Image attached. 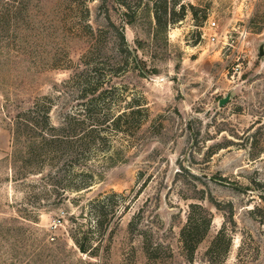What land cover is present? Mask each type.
<instances>
[{
	"label": "rangeland",
	"instance_id": "374dc122",
	"mask_svg": "<svg viewBox=\"0 0 264 264\" xmlns=\"http://www.w3.org/2000/svg\"><path fill=\"white\" fill-rule=\"evenodd\" d=\"M121 1L0 0V264H264V0H184L182 21L167 0V27L158 0ZM95 65L104 110L91 109L104 114L77 116L90 149L29 156L18 116L41 102L63 126L92 99ZM124 112L120 130L102 119ZM113 192L128 209L110 251L83 256L71 235ZM191 204L213 217L192 262L180 239ZM145 234L163 245L154 258Z\"/></svg>",
	"mask_w": 264,
	"mask_h": 264
},
{
	"label": "trees",
	"instance_id": "16d2710c",
	"mask_svg": "<svg viewBox=\"0 0 264 264\" xmlns=\"http://www.w3.org/2000/svg\"><path fill=\"white\" fill-rule=\"evenodd\" d=\"M113 1L122 6H127L126 3H122L121 0ZM183 1L184 0H173V5L176 8L179 7L182 11L178 21H182L186 17L187 8ZM160 2H164L162 7H158ZM155 6V20L159 27H167L168 25L176 23L174 18L167 19V0H158L155 3ZM121 40L124 43L126 42V37L123 33L121 34ZM129 54L131 53L129 52ZM92 72H94V77L97 76V79L91 77V79L84 78L85 85H83V88L93 86L92 91H84L83 89L84 98H87L88 94H90L93 96L92 99L88 100L87 103H83L78 113L69 116L63 126L55 127L51 123V107L41 102L35 103L31 109L24 111V113L18 116V137L23 136L30 139L29 150H31V153L27 152L29 156L43 158L45 161H58L59 163L64 155H69L73 161L83 157L84 152L86 153L88 151L87 149H90L89 146L92 145L85 144L84 142L86 137H83V119L80 118L77 120V116L81 115V117H83L84 113L86 117L91 118V115L96 113L94 115L99 116L96 118L98 120L102 117L101 115L104 114L100 113L104 110L103 108L100 110L98 109L99 106H101V102L104 100L103 95L105 94L104 91H101L103 87L96 84L99 80V66L95 65ZM140 107L143 106L141 105ZM91 108H97L100 112H94ZM127 116L128 114L124 112L115 115L114 117H112L111 114L107 116L104 115V118L102 119L109 122L108 126L110 128L114 127L115 130H120L122 128V121ZM96 132L101 133L100 130ZM97 141H99V139ZM68 188L73 190V187L69 186ZM122 199V194L113 192L103 195L90 203L87 213L88 215L87 217H84V223H79L78 227H76L75 233L71 235V239L83 256L97 259L103 254L109 253L114 230L118 225L122 213L128 209V207L122 206ZM212 223V215L202 205L191 204L189 206L187 222L181 230L180 239L190 262L194 260L198 246L206 238L211 229ZM134 227L135 224L133 222L131 223V228L134 230ZM226 235V229H221L213 240L208 252H219L221 248H223V241ZM151 236L152 235L148 237V235H144V247L147 255L154 258L158 255V252L163 245L154 244ZM226 244L227 246L226 249H224V252L228 253L232 246L231 238L228 237V243Z\"/></svg>",
	"mask_w": 264,
	"mask_h": 264
},
{
	"label": "water",
	"instance_id": "95a60500",
	"mask_svg": "<svg viewBox=\"0 0 264 264\" xmlns=\"http://www.w3.org/2000/svg\"><path fill=\"white\" fill-rule=\"evenodd\" d=\"M263 54H264L263 49H261V55ZM230 99H231V94H229L226 98H223L222 100H220V103H219L220 107H223L224 105L229 103Z\"/></svg>",
	"mask_w": 264,
	"mask_h": 264
},
{
	"label": "built area",
	"instance_id": "2783aa9c",
	"mask_svg": "<svg viewBox=\"0 0 264 264\" xmlns=\"http://www.w3.org/2000/svg\"><path fill=\"white\" fill-rule=\"evenodd\" d=\"M212 24V27L214 28L215 26H216V22H213V23H211ZM217 36H218V34H216V32H214V33H212L211 35H210V40L212 41V42H215L216 41V39H217Z\"/></svg>",
	"mask_w": 264,
	"mask_h": 264
}]
</instances>
